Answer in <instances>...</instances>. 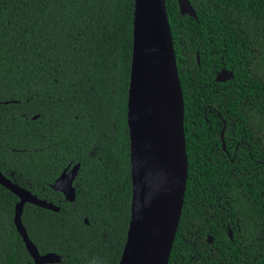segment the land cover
<instances>
[{
    "label": "trees",
    "instance_id": "1",
    "mask_svg": "<svg viewBox=\"0 0 264 264\" xmlns=\"http://www.w3.org/2000/svg\"><path fill=\"white\" fill-rule=\"evenodd\" d=\"M135 3L0 0V171L60 207L23 214L40 253L60 264H119L127 242ZM190 3L197 20L166 0L189 161L169 264H264V0ZM223 70L234 74L226 83ZM77 165L69 202L52 186ZM18 202L0 185V264L33 263Z\"/></svg>",
    "mask_w": 264,
    "mask_h": 264
},
{
    "label": "water",
    "instance_id": "2",
    "mask_svg": "<svg viewBox=\"0 0 264 264\" xmlns=\"http://www.w3.org/2000/svg\"><path fill=\"white\" fill-rule=\"evenodd\" d=\"M133 56L127 123L133 197L127 242L119 264H169L180 225L188 181L185 102L166 0H135ZM182 15L198 19L190 0H178ZM234 74L222 71L218 82ZM223 146L226 151V145ZM80 165L66 169L52 188L76 200ZM0 185L14 194V223L32 264H59L61 256L41 254L23 223L28 204L59 212L53 203L18 187L0 171Z\"/></svg>",
    "mask_w": 264,
    "mask_h": 264
},
{
    "label": "flooded vegetation",
    "instance_id": "3",
    "mask_svg": "<svg viewBox=\"0 0 264 264\" xmlns=\"http://www.w3.org/2000/svg\"><path fill=\"white\" fill-rule=\"evenodd\" d=\"M223 71H225V70H223ZM226 71H228V70H226ZM230 72H231V71H230ZM220 73H221V72H220ZM220 73H219V74H220ZM219 74H218V75H219ZM217 77H218V76H217ZM232 78H233V77H232ZM216 80H217V79H216ZM230 80H231V79H230ZM227 82H228V81H227ZM224 83H226V82H224ZM223 132H224V130H223ZM223 132H222V134H223ZM222 134H221V138H222ZM224 143H225V142H224ZM223 145H224V144H223ZM223 150H224V146H223ZM224 151H225V150H224ZM225 152H227V149H226ZM71 170H72V169H70L69 171H71ZM57 207H58V206H57ZM58 208L60 209V207H58ZM59 212H60V211H59ZM206 241H207V243H209V244H213V242H214L212 237L207 238ZM61 262H62V261H61ZM61 262H60V263H61ZM60 263H59V264H60Z\"/></svg>",
    "mask_w": 264,
    "mask_h": 264
},
{
    "label": "bare ground",
    "instance_id": "4",
    "mask_svg": "<svg viewBox=\"0 0 264 264\" xmlns=\"http://www.w3.org/2000/svg\"><path fill=\"white\" fill-rule=\"evenodd\" d=\"M16 209V208H15ZM47 210V209H46ZM51 211V210H50ZM54 212V211H53ZM24 214V213H23ZM17 230V229H16ZM18 232V231H17ZM230 237H231V239H233V236H232V234L230 233Z\"/></svg>",
    "mask_w": 264,
    "mask_h": 264
}]
</instances>
